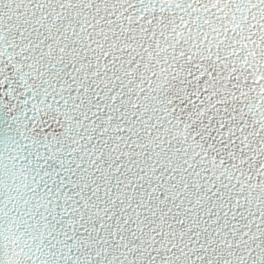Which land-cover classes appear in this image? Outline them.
Returning a JSON list of instances; mask_svg holds the SVG:
<instances>
[{"label":"snow or ice","instance_id":"obj_1","mask_svg":"<svg viewBox=\"0 0 264 264\" xmlns=\"http://www.w3.org/2000/svg\"><path fill=\"white\" fill-rule=\"evenodd\" d=\"M0 264H264V0H0Z\"/></svg>","mask_w":264,"mask_h":264}]
</instances>
